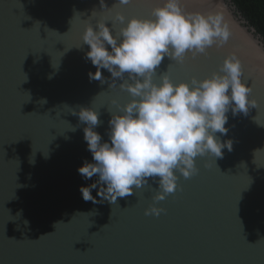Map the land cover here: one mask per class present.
I'll list each match as a JSON object with an SVG mask.
<instances>
[{
    "label": "water",
    "instance_id": "water-1",
    "mask_svg": "<svg viewBox=\"0 0 264 264\" xmlns=\"http://www.w3.org/2000/svg\"><path fill=\"white\" fill-rule=\"evenodd\" d=\"M116 2L0 0V264H264V36L234 0H182L185 11L223 15L231 35L156 69L180 82L210 76L228 56L241 61L257 107L228 112V132L217 135L232 149L197 157L187 179L177 170L159 216L145 215L158 190L151 178L113 205L82 198L97 177L78 172L92 153L73 112L97 109L108 140L109 110L131 98L107 70L106 83L89 79L83 32L97 20L111 28L116 11L150 16L163 0Z\"/></svg>",
    "mask_w": 264,
    "mask_h": 264
},
{
    "label": "clouds",
    "instance_id": "clouds-1",
    "mask_svg": "<svg viewBox=\"0 0 264 264\" xmlns=\"http://www.w3.org/2000/svg\"><path fill=\"white\" fill-rule=\"evenodd\" d=\"M106 21L97 20L95 27L89 23L83 32V44L89 46L86 59L96 67L89 79L106 83L107 70L131 98L117 112L109 110L108 140L96 131L101 123L97 109L81 106L73 112L85 125L84 140L92 153V161H85L78 172L85 180L97 177L79 190L85 201L113 205L149 185L151 178L158 190L145 215L159 216L164 209L158 202L177 189V170L187 179L199 170L197 157H222L225 148L231 150L232 140L217 135L228 132V112L247 114L257 102L250 99L252 89L242 79V63L235 55L203 79L176 82L168 72L157 75L165 57L183 62L188 53L205 54L211 46L225 44L231 32L223 15L189 12L182 0H163L150 16L129 18L116 11L111 28Z\"/></svg>",
    "mask_w": 264,
    "mask_h": 264
},
{
    "label": "trees",
    "instance_id": "trees-1",
    "mask_svg": "<svg viewBox=\"0 0 264 264\" xmlns=\"http://www.w3.org/2000/svg\"><path fill=\"white\" fill-rule=\"evenodd\" d=\"M249 25L264 36V0H234Z\"/></svg>",
    "mask_w": 264,
    "mask_h": 264
}]
</instances>
